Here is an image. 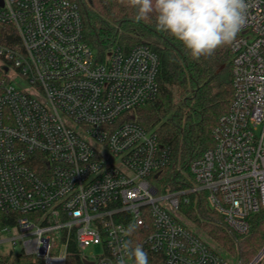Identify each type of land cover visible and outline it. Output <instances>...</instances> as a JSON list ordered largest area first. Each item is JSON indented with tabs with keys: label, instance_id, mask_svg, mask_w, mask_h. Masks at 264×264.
Returning <instances> with one entry per match:
<instances>
[{
	"label": "built area",
	"instance_id": "built-area-1",
	"mask_svg": "<svg viewBox=\"0 0 264 264\" xmlns=\"http://www.w3.org/2000/svg\"><path fill=\"white\" fill-rule=\"evenodd\" d=\"M250 2L230 45L229 111L190 163L189 184L171 189L161 181L169 147L132 114L159 94L157 52L99 55L79 0H0V209L16 215L0 244L46 264H66L72 240L93 264H133L137 245L149 264H230L182 208L205 194L245 235L264 207V0ZM94 245L101 254H85ZM248 264H264V246Z\"/></svg>",
	"mask_w": 264,
	"mask_h": 264
},
{
	"label": "trees",
	"instance_id": "trees-1",
	"mask_svg": "<svg viewBox=\"0 0 264 264\" xmlns=\"http://www.w3.org/2000/svg\"><path fill=\"white\" fill-rule=\"evenodd\" d=\"M84 37L103 55L112 47L129 51L148 44L160 58L157 98L132 112L143 127L157 133L170 149V162L161 181L171 189L190 182V163L214 145V130L229 111L234 86L230 46L194 60L182 43L160 31L152 19L135 21L129 0H79ZM4 31L0 30V38ZM205 194L182 209L203 233L241 264H248L264 246V207L251 217L250 231H231L218 213L207 207ZM16 215L0 209V237L13 226ZM0 264H46L23 253L0 256ZM66 264H85L75 240L68 247ZM232 264V263H230Z\"/></svg>",
	"mask_w": 264,
	"mask_h": 264
},
{
	"label": "clouds",
	"instance_id": "clouds-1",
	"mask_svg": "<svg viewBox=\"0 0 264 264\" xmlns=\"http://www.w3.org/2000/svg\"><path fill=\"white\" fill-rule=\"evenodd\" d=\"M135 21L152 19L160 31L180 41L194 60L214 55L232 45L248 20L250 0H129ZM137 225H128L131 234ZM133 264H149L148 254L137 245L127 251Z\"/></svg>",
	"mask_w": 264,
	"mask_h": 264
},
{
	"label": "rangeland",
	"instance_id": "rangeland-1",
	"mask_svg": "<svg viewBox=\"0 0 264 264\" xmlns=\"http://www.w3.org/2000/svg\"><path fill=\"white\" fill-rule=\"evenodd\" d=\"M160 183V180L158 181ZM185 223L187 224V226H189L194 232H196L197 234H199L201 237H203L205 240L209 241L210 243H212V245L216 246L217 248H219V246L217 245V243H215L214 240H212L211 238L207 237L203 231L195 224L192 222V220L188 219V217H185ZM220 249V248H219ZM221 251H223V249H220ZM20 251V247L17 246H13L11 243H3L0 244V256L1 255H6V254H12L15 255ZM85 254L87 255H100L102 252V248L100 245H94V246H90L88 248H86L84 250ZM225 257H228L230 262L232 264H238L240 261L236 260L234 258H232L228 253L224 252ZM243 264V263H242Z\"/></svg>",
	"mask_w": 264,
	"mask_h": 264
},
{
	"label": "water",
	"instance_id": "water-1",
	"mask_svg": "<svg viewBox=\"0 0 264 264\" xmlns=\"http://www.w3.org/2000/svg\"><path fill=\"white\" fill-rule=\"evenodd\" d=\"M160 173H158V175H159ZM157 175V176H158ZM85 264H93V262L92 261H87V260H85Z\"/></svg>",
	"mask_w": 264,
	"mask_h": 264
}]
</instances>
